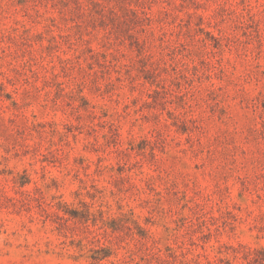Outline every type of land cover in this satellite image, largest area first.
Returning <instances> with one entry per match:
<instances>
[{
  "label": "rangeland",
  "instance_id": "obj_1",
  "mask_svg": "<svg viewBox=\"0 0 264 264\" xmlns=\"http://www.w3.org/2000/svg\"><path fill=\"white\" fill-rule=\"evenodd\" d=\"M0 264H264V0H0Z\"/></svg>",
  "mask_w": 264,
  "mask_h": 264
}]
</instances>
